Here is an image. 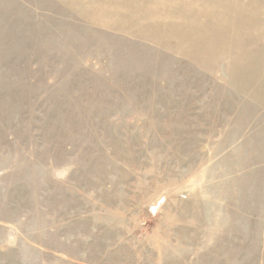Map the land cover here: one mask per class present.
Masks as SVG:
<instances>
[{
	"label": "rangeland",
	"instance_id": "1",
	"mask_svg": "<svg viewBox=\"0 0 264 264\" xmlns=\"http://www.w3.org/2000/svg\"><path fill=\"white\" fill-rule=\"evenodd\" d=\"M0 264H264V0H0Z\"/></svg>",
	"mask_w": 264,
	"mask_h": 264
}]
</instances>
